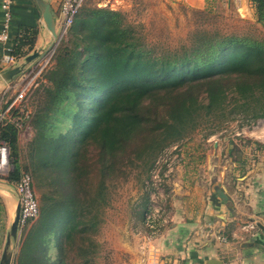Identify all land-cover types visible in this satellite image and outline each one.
I'll return each mask as SVG.
<instances>
[{"label":"trees","instance_id":"16d2710c","mask_svg":"<svg viewBox=\"0 0 264 264\" xmlns=\"http://www.w3.org/2000/svg\"><path fill=\"white\" fill-rule=\"evenodd\" d=\"M252 2L256 21L264 26V0ZM80 10L45 73L47 102L34 117L23 118V123L35 121V171L47 169L59 194L38 202V215L22 237L14 264L65 261L66 248L88 224L82 206L98 198L103 202L104 178L129 147L139 157L153 158L214 114L264 119V40L199 29L189 45L155 53L123 22L120 11ZM36 35L37 28L21 26L14 54L27 55ZM11 112L15 115V108ZM18 131L14 123L0 124L12 165L1 178L10 185L22 172ZM90 151L97 155L101 177L93 197L85 195L82 184ZM62 184L69 187L61 190Z\"/></svg>","mask_w":264,"mask_h":264},{"label":"rangeland","instance_id":"374dc122","mask_svg":"<svg viewBox=\"0 0 264 264\" xmlns=\"http://www.w3.org/2000/svg\"><path fill=\"white\" fill-rule=\"evenodd\" d=\"M193 1L194 4L184 0H83L81 10L106 7L120 11L123 22L134 29L145 45L155 53L189 45L193 33L199 29L264 40V26L256 21L252 0ZM61 37L68 39V32ZM55 47L37 64L26 66L10 82V85L14 84L9 90V94H13L11 97L22 88L25 89L21 103L25 105V109L30 110L33 117L48 100L46 88L49 82L45 73L54 65L52 54ZM15 57V64H18L24 61L25 56L18 57L15 54ZM57 123L60 127L65 126L63 122ZM34 126L33 119L23 123L22 129L18 131L17 151L20 171H28L33 177L40 205L41 198L47 200L50 195L59 192L51 182L47 169L35 171L37 157L34 151ZM222 129L235 135H232V146L228 152L224 149L221 154V165L228 167L225 162L227 154L232 159L244 155L248 161L264 160V119L251 120L243 113L227 119L220 114L212 115L209 120L204 118L186 138L165 146L153 158H148L145 154L139 157L134 146L129 147L122 157H118L114 170L104 178L103 202L98 198L92 206H87L86 203L82 206V211L86 214L83 220L88 224L82 236H75L66 248L62 264H144L141 261V245L146 237L157 234L163 225L156 221L153 228L146 227L144 212L148 206H151L152 211V205H157L159 209H164L163 212L160 211V217H166L168 221L173 189L181 183L178 181L183 180L184 184L190 186L204 181L209 184L211 161L208 156L213 145L210 134ZM87 157L89 173L82 179V184L86 187L85 195L93 197L96 196L101 180L99 163L93 151ZM239 168L240 163L235 161L223 170L232 180L234 175L231 172L241 171ZM9 169L11 167L8 172L5 170L3 175L0 174V178L9 173ZM63 178L67 179V176ZM5 185L14 191V184ZM63 185L68 186L60 185L61 190ZM12 193L14 192L11 191ZM11 198L10 206L14 213L17 197ZM1 212L0 207V222H3ZM35 220L36 218L23 229L19 227L17 237L11 244L10 264H14L22 237ZM91 220L94 221L93 224H90Z\"/></svg>","mask_w":264,"mask_h":264},{"label":"crops","instance_id":"0c3cea01","mask_svg":"<svg viewBox=\"0 0 264 264\" xmlns=\"http://www.w3.org/2000/svg\"><path fill=\"white\" fill-rule=\"evenodd\" d=\"M47 1L51 4L59 29L61 0ZM184 1L194 4L193 0ZM11 10L9 47L0 42L2 107H6L11 99L13 94H9V90L14 84L10 85L11 80L2 79L1 73L14 64L2 66L1 57L8 50L14 54V41L21 26L37 28L33 49L28 54L36 48L46 49L53 40L43 25L38 7L31 0H13ZM1 21L0 7V27ZM232 135L235 133L227 129L210 134L213 145L208 156L211 161L209 184L204 181L190 186L184 184L183 180L178 181L181 183L173 189L167 223L161 226L157 234L146 237L141 245V261L144 264H150L149 255L153 250L158 255L157 264H264V230L257 225L261 223L264 226V160L248 161L244 155L232 159L227 154L225 162L228 167L235 161L241 166V171L231 172L234 175L231 180L223 170L228 167L220 164V157L224 149L228 152L232 146ZM223 156L226 157L225 154ZM5 183L6 180L0 178V207L3 216V222H0V258L15 213L10 206L11 196L17 197ZM215 186L224 191L226 200L217 195ZM11 191L14 193L11 194ZM250 224H254L255 228H250Z\"/></svg>","mask_w":264,"mask_h":264},{"label":"built area","instance_id":"2783aa9c","mask_svg":"<svg viewBox=\"0 0 264 264\" xmlns=\"http://www.w3.org/2000/svg\"><path fill=\"white\" fill-rule=\"evenodd\" d=\"M83 0H61L60 1V15L61 23L60 28L57 29L58 33L63 36L73 21L75 15L79 12L82 6ZM13 0H0V7L2 10V21L0 27V42L7 44L9 47L10 31H11V20ZM8 49V48H7ZM16 57L8 50L1 57L2 66L15 64ZM41 65V64H40ZM42 66V65H41ZM44 66V65H43ZM42 66V67H43ZM25 89H21L7 103L6 107H2L0 100V124L5 122L14 123V125L21 130L23 127V118L29 117L30 110L25 109V105L21 103L25 95ZM15 108V115L12 114L11 110ZM12 169V165L9 163V148L5 142L0 140V174L8 172V168ZM6 170V171H5ZM10 170V169H9ZM4 171V172H3ZM14 192L19 202V227L23 226L29 220H32L38 215V200L32 184V177L30 173L22 171L19 178L14 183ZM151 207V206H150ZM148 206L144 212L145 226L149 229L154 227L156 221H160L162 224L167 223L166 217H160V211L157 205H152V211ZM165 215V214H164ZM250 228H255L254 224L249 225ZM224 240V237H222ZM158 255L153 250L149 255L150 264H157Z\"/></svg>","mask_w":264,"mask_h":264},{"label":"water","instance_id":"95a60500","mask_svg":"<svg viewBox=\"0 0 264 264\" xmlns=\"http://www.w3.org/2000/svg\"><path fill=\"white\" fill-rule=\"evenodd\" d=\"M39 9L40 16L43 22V25L51 33L53 40L51 44L46 49H34L31 53L27 54L24 57V61L11 65L10 67L4 69L1 73L2 79L5 81L11 80L15 75L19 74L24 70L26 66H32L37 64L45 55L55 47V43L60 39L61 35L57 31L56 19L54 11L51 7V4L47 0H31ZM215 192L217 195L226 200L227 196L224 191L219 187L215 186ZM19 202L17 200V206L15 208V213L12 218L9 230L7 232L6 242L4 249L1 254L0 264H10L11 262V244L17 237L19 231ZM262 230L264 226L261 223L257 224Z\"/></svg>","mask_w":264,"mask_h":264}]
</instances>
